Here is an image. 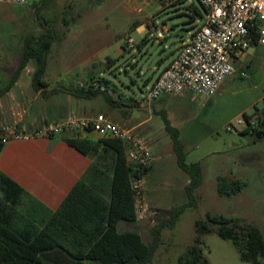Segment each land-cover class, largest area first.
Instances as JSON below:
<instances>
[{"label":"rangeland","instance_id":"374dc122","mask_svg":"<svg viewBox=\"0 0 264 264\" xmlns=\"http://www.w3.org/2000/svg\"><path fill=\"white\" fill-rule=\"evenodd\" d=\"M172 2L26 0L20 5L0 2V79H8L17 66L21 39L42 32L36 15L53 21L56 29H62L64 11L80 12L77 28L85 27L87 30L84 33L81 30L74 32L76 37L66 36L62 42L52 46L43 78L50 86L47 89L57 87L64 79L73 86L85 87L88 83L97 86L87 76L88 72H93L95 80L104 78L110 82L111 86L105 90L114 99L117 100V94H121L141 101L158 70L168 65L177 55L181 41L189 39L193 29L205 19V12L196 0H184L176 5H171ZM192 7L197 8L201 16H197ZM149 21L156 27L148 29ZM134 23L144 24L146 43H141L144 36L131 29ZM155 30H161L164 39H158ZM93 32H99L101 38L95 41L93 61L81 62L74 68L71 61L77 60ZM129 38L133 41L132 45L127 42ZM123 45H126L124 50ZM232 63L234 73L222 81L210 99L176 100L180 107L190 112L183 126L190 131L192 143L191 148L186 150L185 162H199L202 171V184L195 190L198 205L185 210L180 216L173 232L176 238H187L194 231V221L203 218L206 213L252 223L264 238V137L253 142L250 136L239 135L245 124L237 123L244 119V115L252 116L254 121L253 115L264 107V46H250ZM30 70H24L23 88L30 80ZM146 80L148 83L145 84ZM113 87L116 92L111 91ZM86 103L96 112L110 109L103 94ZM132 113L134 116L138 114L136 109ZM0 123H3L1 114ZM153 125L160 127L161 120L156 117ZM132 126L131 123L128 127ZM227 127L231 130H226ZM179 175L183 180V172L171 160L155 163L152 181L145 187L148 205L166 209L185 203L187 198L179 187L180 180H173L170 185V179ZM217 177L239 180L246 186L233 196H220L216 190ZM142 236L144 241L150 240V230L146 229ZM202 239L209 264H243L230 241L219 238L214 232ZM176 259L171 258L170 264H175ZM151 264H162V260H154Z\"/></svg>","mask_w":264,"mask_h":264},{"label":"trees","instance_id":"16d2710c","mask_svg":"<svg viewBox=\"0 0 264 264\" xmlns=\"http://www.w3.org/2000/svg\"><path fill=\"white\" fill-rule=\"evenodd\" d=\"M181 1L184 0H174L171 5ZM192 11L201 16L197 8L192 7ZM80 17V12L64 11L61 19L64 29H56L53 21L36 15L42 32L21 39L17 66L8 79H0V99L30 64L33 66L32 88L39 91L45 87L43 78L52 45L60 42L67 26L74 25ZM90 80L97 86L90 83L85 87L71 86L66 90L67 94L87 100L103 94L111 108L138 106V101L133 98L124 99L117 94L116 100L109 95L105 88L111 85L106 79L91 77ZM111 91L116 92L115 87ZM253 116L254 121L252 116L244 115L245 126L239 135L250 136L256 142L254 133L264 130V107ZM162 120L172 140L176 164L188 176L189 182L184 189L187 201L171 210L168 221H161L150 230V242H144L135 229L119 230L120 223L133 226L136 222L131 189L133 168L126 162L123 143L113 138L64 134L61 138L65 143L88 157L91 164L55 211L46 208L0 172V264H151L162 230L171 229L185 210L197 207L195 190L202 184L200 163L186 164V152L178 131L171 127L165 115ZM3 146L0 141V154ZM149 170L150 165L147 173ZM245 186L239 180L216 179L220 196H233ZM193 229L192 243L177 256L175 264H209L202 237L212 232L232 243L240 261L248 264L264 262V238L252 223L206 213L194 221Z\"/></svg>","mask_w":264,"mask_h":264},{"label":"crops","instance_id":"0c3cea01","mask_svg":"<svg viewBox=\"0 0 264 264\" xmlns=\"http://www.w3.org/2000/svg\"><path fill=\"white\" fill-rule=\"evenodd\" d=\"M127 13L130 14V11ZM77 22L74 25L70 24L67 26L65 37H76V35L73 34L74 32L81 30V33H84L87 30L85 27L78 29ZM152 27L155 28L156 26L153 25L152 21H149L148 29ZM62 29L64 28L62 27ZM131 29L137 34L144 36L141 43H146L147 36L145 34L147 30L144 24L134 23ZM156 31L157 30H155V32ZM65 37L60 42H62ZM99 39H101L99 32L91 33L90 38L86 40L85 46L81 49L77 60L71 61L72 58L70 54V61L74 63V68H77L78 64L80 65L81 62L93 61L95 55L94 44L96 43L95 41ZM184 40L185 39H183L181 43ZM60 42H55L53 45L59 44ZM124 46L125 48H122V50L126 49V45ZM49 54L47 57L46 70ZM93 66L94 63L92 62V67ZM26 68L31 69L30 73L32 75L33 66L30 64ZM163 69L158 70L155 79ZM24 70L14 86L0 99V114L3 122L12 121V111L21 108L25 111L21 114L20 121L29 129L37 127L43 122L62 121L71 114H75L79 117H93L97 114H103L109 120L126 126L135 134L146 140L151 151L152 162L150 164V170L147 173L145 187H148L152 181L153 165L155 163L171 160L177 166L176 157L172 150V140L169 133L164 128L162 115H165L171 127L178 131L179 140L185 152L187 149L191 148V133L183 128L185 120L190 115V112L189 109L180 107L176 101L177 99L192 101L196 98H200L190 91H185L179 96H163L146 106H142L140 101H138V106L134 108H129L128 106L111 108L108 105L110 109L107 110V112H96L94 108H89L86 103L91 99H81L67 94L66 90L73 85L66 82L65 79L64 82L60 81L57 87H53L54 89L48 90L47 88L50 86L46 83L45 87L41 90L34 91L30 76L27 87L23 88L22 81H24L25 77ZM92 74L93 72H88L87 76L89 78H94ZM146 81L145 83H148V80ZM44 93H47V95H43ZM63 95H65V97H63ZM122 97L126 99V96ZM134 109L138 112L136 116L132 113ZM156 117L161 120L162 125L160 127L153 125V121ZM131 123L133 126L128 127ZM91 137L95 138L94 136ZM90 164L91 160L88 157L67 145L61 136L49 139H30L26 141L11 140L4 144L0 154V172L16 182L33 198L51 211H55L61 205L66 195L89 168ZM178 169L183 172L180 168ZM183 174L185 176L183 180L180 179V175L179 177L171 178L170 185L173 180L174 182L180 180L179 187L185 192L184 189L189 182V178L184 172ZM174 207L165 209L158 205H149L150 213L144 219L135 222L133 226L120 223L119 230L125 231L135 229L143 239L142 232L146 231V229L151 230L161 221H168L170 219V212ZM177 222L171 229L165 228L162 230L160 243L153 261L161 259L162 264H170L171 258H177L184 248L192 243L195 235L194 231L190 232L185 239L180 237L176 238L173 232ZM150 241L151 239L144 242L148 243ZM243 264L248 263L243 262ZM262 264H264V262Z\"/></svg>","mask_w":264,"mask_h":264},{"label":"built area","instance_id":"2783aa9c","mask_svg":"<svg viewBox=\"0 0 264 264\" xmlns=\"http://www.w3.org/2000/svg\"><path fill=\"white\" fill-rule=\"evenodd\" d=\"M26 0H0L8 4H24ZM170 3L173 0H159ZM204 8L205 19L184 40L177 55L154 80L142 106L163 96H179L185 91L210 99L222 81L234 73L233 60L250 46H264V0H196ZM140 12V9L138 10ZM164 39L161 30L155 32ZM132 45V39L127 40ZM24 109L12 111V121L0 123V141L49 139L64 134L113 138L124 145L125 159L133 168L131 189L134 197L135 220L144 219L150 208L145 198L147 168L152 162L146 140L126 126L109 120L103 114L93 117L69 115L62 121L43 122L32 129L20 121ZM239 125L245 123L238 120ZM226 130H231L227 127Z\"/></svg>","mask_w":264,"mask_h":264},{"label":"water","instance_id":"95a60500","mask_svg":"<svg viewBox=\"0 0 264 264\" xmlns=\"http://www.w3.org/2000/svg\"><path fill=\"white\" fill-rule=\"evenodd\" d=\"M261 137H264V130H259L254 133V138L259 140Z\"/></svg>","mask_w":264,"mask_h":264}]
</instances>
